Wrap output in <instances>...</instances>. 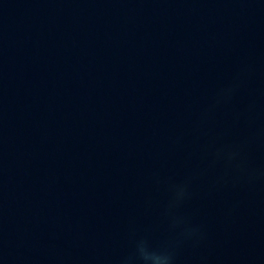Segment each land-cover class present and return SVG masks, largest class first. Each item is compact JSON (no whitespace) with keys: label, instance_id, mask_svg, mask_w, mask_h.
<instances>
[{"label":"water","instance_id":"water-1","mask_svg":"<svg viewBox=\"0 0 264 264\" xmlns=\"http://www.w3.org/2000/svg\"><path fill=\"white\" fill-rule=\"evenodd\" d=\"M263 149L264 0H0V264H213Z\"/></svg>","mask_w":264,"mask_h":264},{"label":"clouds","instance_id":"clouds-1","mask_svg":"<svg viewBox=\"0 0 264 264\" xmlns=\"http://www.w3.org/2000/svg\"><path fill=\"white\" fill-rule=\"evenodd\" d=\"M231 92V86H226L225 88L221 89L219 95L221 97L226 98L228 95H230ZM235 155L234 152H227L226 153V157L227 159H231L233 156ZM186 195L185 192V186L183 184H177L173 187L172 189V198L176 201L181 200L184 196ZM187 233L189 235H192L193 233L196 232L195 228H188L186 229ZM158 256V260H157V264H172L171 261V256L168 252L166 251H161L157 253Z\"/></svg>","mask_w":264,"mask_h":264}]
</instances>
